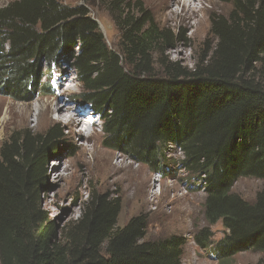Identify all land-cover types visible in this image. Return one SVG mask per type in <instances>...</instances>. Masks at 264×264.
Returning <instances> with one entry per match:
<instances>
[{
  "label": "trees",
  "instance_id": "obj_1",
  "mask_svg": "<svg viewBox=\"0 0 264 264\" xmlns=\"http://www.w3.org/2000/svg\"><path fill=\"white\" fill-rule=\"evenodd\" d=\"M90 1L0 7L2 94L18 101L52 94L42 79L66 62L82 85L72 97L99 114L107 148L157 172L169 168L170 145L183 148L179 164L207 195L206 221L224 226L213 247L220 264L249 250L264 255V188L253 201L233 191L241 177L264 180V0H231L227 13H213L191 67L168 55L184 34L161 26L143 1L99 0L119 31L114 47ZM64 132L63 123L22 128L0 147V264H183L185 237L147 238L144 215L120 225L122 202L110 194L94 190L80 218L57 230L40 196ZM212 237L206 227L194 241L208 249Z\"/></svg>",
  "mask_w": 264,
  "mask_h": 264
},
{
  "label": "rangeland",
  "instance_id": "obj_2",
  "mask_svg": "<svg viewBox=\"0 0 264 264\" xmlns=\"http://www.w3.org/2000/svg\"><path fill=\"white\" fill-rule=\"evenodd\" d=\"M10 1L0 0V7ZM62 1L68 5L84 4L83 0ZM141 1L161 26L173 27L184 34L186 39L176 44L168 55L188 67L195 64L208 39L210 16L213 13L225 14L231 7V0H199L205 10L190 14L179 0ZM88 5L108 45L114 47L119 35L114 19L99 0H91ZM199 19L202 20L196 26ZM47 79L51 80L52 94L38 90L28 101L14 100L0 91V147L15 130L28 127L44 131L57 123H63L65 144L49 161L48 185L40 196L41 204L57 230L61 231L80 218L84 202L95 190L121 199L120 225L134 216L144 215L148 221L147 238L173 234L185 237L183 264H220L213 247L224 236V226L222 222L210 226L206 221L204 203L207 195L203 186L199 187L194 176L196 174L177 168L185 157L184 150L182 154L169 151V168L166 169L165 165V172L162 171L164 173L160 178L157 171L145 163L135 161L126 153L107 148L103 144L100 118L88 115L91 112L86 103L71 98L81 91L82 86L72 66L66 62L54 65L50 78H43V83ZM55 104L60 108L65 105L71 107L70 113L64 117L66 119L63 120L59 112L53 110ZM83 113L87 115L83 116ZM71 114H77L76 119L80 122L78 125L69 123ZM88 118L93 119L94 123L86 126ZM73 129L75 135L72 134ZM80 133H93V136L85 139ZM57 162L62 164L56 167L54 163ZM263 188L264 180L241 177L234 184L233 191L253 201L257 192ZM206 227L213 232L211 243L214 245L202 249L196 245L194 234ZM262 261L264 255L261 252L249 250L234 255L228 264H259Z\"/></svg>",
  "mask_w": 264,
  "mask_h": 264
},
{
  "label": "bare ground",
  "instance_id": "obj_3",
  "mask_svg": "<svg viewBox=\"0 0 264 264\" xmlns=\"http://www.w3.org/2000/svg\"><path fill=\"white\" fill-rule=\"evenodd\" d=\"M181 3H183V7L185 10H187L188 13L190 14H194V13H201L202 11L205 10V7L203 5H201V1L199 0H179ZM202 19H199L198 22L196 23V26L197 24H199L201 22ZM53 110H55L56 112H59V116L64 120L66 118L65 115L67 113H70V110H71V107L69 105H65L63 106V108L58 105V104H55L53 106ZM60 111H65V112H60ZM77 115V114H75ZM74 114H71L70 117H69V123L72 124V125H78L80 122H78V119H76V116ZM89 115V114H88ZM85 116V115H84ZM81 118V117H80ZM82 120V118H81ZM88 121H85V124H87ZM76 131L73 129L72 130V134L75 135ZM81 137L85 136V139H88L89 136H93V133H90V134H84V133H80ZM56 165V167H59L62 162H57V163H54ZM58 165V166H57ZM61 175V173H60Z\"/></svg>",
  "mask_w": 264,
  "mask_h": 264
},
{
  "label": "built area",
  "instance_id": "obj_4",
  "mask_svg": "<svg viewBox=\"0 0 264 264\" xmlns=\"http://www.w3.org/2000/svg\"><path fill=\"white\" fill-rule=\"evenodd\" d=\"M170 150H173V153H176V151L178 152V153H180V154H182V147H180V146H178V145H170L169 146V148L167 149V151H166V154L168 153V155H169V158H171L170 157V154H169V151ZM177 168L178 169H185V168H183L182 166H181V164H178V166H177ZM186 170V169H185ZM157 175H159V177L160 178H162V176H161V174L160 173H157Z\"/></svg>",
  "mask_w": 264,
  "mask_h": 264
},
{
  "label": "clouds",
  "instance_id": "obj_5",
  "mask_svg": "<svg viewBox=\"0 0 264 264\" xmlns=\"http://www.w3.org/2000/svg\"><path fill=\"white\" fill-rule=\"evenodd\" d=\"M71 98H72V96H71Z\"/></svg>",
  "mask_w": 264,
  "mask_h": 264
},
{
  "label": "water",
  "instance_id": "obj_6",
  "mask_svg": "<svg viewBox=\"0 0 264 264\" xmlns=\"http://www.w3.org/2000/svg\"><path fill=\"white\" fill-rule=\"evenodd\" d=\"M1 44V43H0Z\"/></svg>",
  "mask_w": 264,
  "mask_h": 264
}]
</instances>
